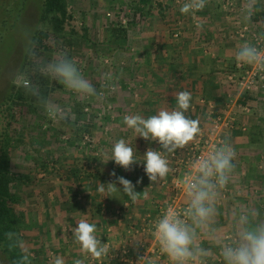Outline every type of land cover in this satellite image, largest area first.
Returning a JSON list of instances; mask_svg holds the SVG:
<instances>
[{"label": "rangeland", "instance_id": "374dc122", "mask_svg": "<svg viewBox=\"0 0 264 264\" xmlns=\"http://www.w3.org/2000/svg\"><path fill=\"white\" fill-rule=\"evenodd\" d=\"M133 1L68 0L69 13L73 16V19L67 22L66 31L69 34L72 30L76 33L73 36L74 45L71 52L84 76L92 82L98 91H104L105 95L102 101H96L91 98H79L65 89L64 92H54L50 98L63 107H70L69 117L74 114L73 110H75L77 103H83L88 108V110L85 109L84 111L91 117L90 123L95 124V127L91 129V134H86L89 136L90 141L85 142L84 136L79 139L80 137L73 131L69 118L54 122L48 118L41 106L33 107L30 104H22L15 99H11L12 86L20 87L14 81L20 73L22 61L32 37L37 29L43 27L40 16L44 0H0V154L4 147L5 135L8 134L12 146L16 149H12L11 171L24 175L26 173L35 174L38 171V169L36 170L35 162L40 159H43L41 161H46L44 156L41 157L42 152L40 151V154L37 152V149L41 150L38 147H44L42 151L49 147L55 152L53 158H50L47 162L49 170L44 172L41 170L39 171V176H37L38 179L42 180L41 183L53 188L51 190L52 195L46 189H43L40 192V196L36 198L35 196L33 197V194H30L28 197L32 198L27 199V204H21L20 206L26 219V225L23 227L21 235L25 238L27 254L31 258H41L47 264H54L56 257H61L65 264H74V261L78 259L82 260L83 264H98L93 257L82 253L80 245L75 240L73 230L78 226L77 223L80 219L86 218L89 222L95 223L98 228V238L102 243L107 244V237L109 236H107V233H102L101 226H112L113 223L121 220L120 223L123 226L127 223V226L134 233H142V229L138 228L150 226L160 216L159 207L166 205L171 196L169 179L165 185V187H168L166 188L167 192L163 191V188L161 190L164 194H161L160 191L157 192L155 190L156 185L153 190H148L145 187L142 190L143 193L140 199L136 202L128 200L122 202L123 199L121 198L124 197L122 191L113 194V196H107L109 200L113 201V203L108 204L117 206V210L119 205H122V211L119 208L120 213L111 211L105 213L106 215L101 218L97 217L95 219L93 217V215L98 214L96 212L97 208H93L97 207V201L93 202L94 204L88 202L87 206L89 211L91 210L88 216L83 211H67L61 205V207L59 206L58 202L61 203L69 199V193L60 189L59 185L63 179L65 180L66 173L74 165H78L79 168L85 165L88 171L96 168L98 181L102 177V179H106V184L116 182L111 175L115 171L117 176H123L132 181L136 186V191L140 192L142 188H140L141 184L136 183L139 176L137 177V170L134 166L132 171H128L110 160L112 158V147L119 139H125L129 146L133 148L139 160L145 155L148 148H146L147 144L154 141H146L142 137H138L132 129H129L124 124L123 117L132 114L129 112L131 107L127 110L128 104H126L127 102L125 103V100L130 98L128 95L130 89L124 90L121 93L120 101H117L116 97H114L117 92L114 94L115 91L103 87L106 83L102 79L103 75L108 72L112 73L115 78L114 82L117 85L116 91L125 80L128 82L131 80V83L136 82L138 78L136 80L130 78L131 75L126 73L127 68L130 67V64L136 63V60L139 65L145 64L143 61L145 53H149L148 63H153L157 54L153 55L152 53L155 49L152 50L150 47L153 48L155 45H160V43L167 44L172 40L171 34L175 30L174 22H178L179 26H177L181 27L191 19L193 26H190V30L193 39L202 35L204 26L211 27L210 30L214 31L213 36L209 38L207 32H205L206 34L202 35V37L205 35V39H202L199 44L201 49L209 51V53L215 52L222 39L227 41V43H233L232 45H237L238 42L241 44L244 42L253 43L251 36L253 37L254 34L264 31V0H259L261 10L254 13L249 22L243 20L242 8L245 0H207L205 14L210 15L215 12L218 15V21L214 25L207 23L209 20L208 15L203 17V15H199L201 12H195L194 14L181 13L180 8L187 0H154L152 7L147 9V13L142 17L141 20L143 22L139 23L138 26L136 25L135 28L134 26L129 28L127 46H121L115 39L113 40L109 30L114 26H129V19H131L135 9ZM164 7L166 16L162 18L161 13ZM162 20H168L167 24L162 26L160 23ZM157 27H165V29L158 31ZM244 27L248 29L250 36L240 38L238 33ZM86 34L87 37L85 36ZM174 39H178L177 43L182 47V41L179 40L181 39L180 36H174ZM48 46L51 48V52L41 55L35 61L48 62L52 60L53 53L57 51L52 37ZM182 49L189 55L193 52L196 53V50H192L189 47ZM195 60L197 62L192 63V65L196 70L195 72L193 69L196 77L204 74L206 76L209 71H204L203 73V71L198 70L199 58L194 56ZM185 61L189 62L188 57L185 58ZM155 63L158 64L159 61ZM244 67L246 69L251 68L248 65H244ZM183 73L185 71L171 74L172 79L169 81L171 83L180 82ZM185 74L187 75V73ZM217 77L219 78L218 83H222L223 77ZM241 92V88L232 84L226 90V95L224 96L225 100L229 96L238 100L232 111L236 117L235 127L224 135L225 138H229L228 140L236 152L234 161L236 173L233 182L229 184L224 194L221 207L222 211L225 209L227 214L224 216L225 213H223L222 216L220 215L221 218L219 216L223 220L221 225L225 226V232L231 231L227 223L229 214L238 207L251 208L261 218H264V84L249 93L247 95L249 98L244 103L239 102V98L245 95ZM87 103L89 104L88 106ZM223 103L218 106H222ZM169 106L173 110L177 105ZM194 107L196 109L200 107L201 111L204 110L207 115V110L204 106L197 104ZM244 107H247L249 111L242 112L241 108ZM139 111L137 110L134 114H139ZM191 111L195 112L194 109H191ZM202 114L204 115L203 112H201V116ZM205 119L203 120V125L210 127L211 121L206 116ZM90 151H93V154L92 152L90 154ZM88 154L97 159V161L96 159L93 160L94 164H90L91 166L85 159V155ZM30 187L31 185L24 187L22 183L17 184L15 186V194L19 196L25 195L29 192L27 189H30ZM117 187L122 189V185L117 184ZM53 193L56 196L55 198ZM35 194L38 195L37 192ZM104 197L106 198V195ZM77 199L82 208L87 211V206L82 196L77 195ZM51 200H56L55 208L43 209V204L51 202ZM144 212H147L146 214H149V216H145ZM38 222H42L43 229L38 226ZM145 236L150 238L151 233H145ZM111 240L109 242L114 245L115 241L112 242ZM206 243L208 242L206 241ZM205 247H208V244ZM154 248L153 251L156 250V247ZM64 250H66V253ZM116 251L112 246L109 249V252L113 254H117ZM119 254L118 260L121 259L123 261L122 256ZM128 256L135 264L136 259L131 258L134 255L129 254ZM118 263L122 264L120 261ZM124 263L126 262L123 261ZM0 264H10L1 248ZM104 264L116 263L104 262ZM215 264H222V262L217 258Z\"/></svg>", "mask_w": 264, "mask_h": 264}, {"label": "clouds", "instance_id": "9594fccd", "mask_svg": "<svg viewBox=\"0 0 264 264\" xmlns=\"http://www.w3.org/2000/svg\"><path fill=\"white\" fill-rule=\"evenodd\" d=\"M206 6L207 0H187L180 11L194 14ZM260 10L259 0H245L243 20L249 22L253 14ZM255 39L256 43L238 45L234 52L235 60L238 65H248L264 73V47L261 46L264 44V31L257 33ZM29 55L35 58L34 49H29ZM37 70L79 98L96 101L104 98V91L96 89L65 51L54 52L52 60L39 63ZM102 79L106 82L104 88L116 90L111 72L105 73ZM14 82L37 97L49 119L57 122L69 118L70 107H63L51 98L40 95L26 73H19ZM192 99L191 93L185 90L176 94L177 106L173 110L161 109L148 118L139 114L125 115L123 122L129 129L146 141H155L163 151L149 147L141 163L129 143L119 139L112 147L110 160L128 171H132L134 165L142 164L152 184L167 178L173 171L167 155L186 148L203 134L200 120L186 115L192 107ZM235 159L234 147L224 138L188 162L180 181L183 206L175 203L167 205L148 229L158 245L160 255L167 258V264H215L217 258L222 264H264V218L251 208L238 207L229 214L227 223L230 232H225V226L218 223L224 194L236 173ZM111 175L116 182L100 183V194L111 196L122 191L133 202L140 199L142 192L136 191L132 181L117 176L115 171ZM142 183L143 178L137 180V184ZM117 184L122 185V189ZM77 225L73 232L82 253L96 260L106 257L109 246L98 238L97 225L86 218L80 219ZM6 239L11 248L21 251L20 264H30L26 243L21 235L9 232L6 233ZM203 240L210 241L211 246L205 247L201 243ZM158 259L147 249L145 254L137 255L135 264H157ZM54 264H65V261L56 257ZM74 264H83V261L78 259Z\"/></svg>", "mask_w": 264, "mask_h": 264}, {"label": "trees", "instance_id": "16d2710c", "mask_svg": "<svg viewBox=\"0 0 264 264\" xmlns=\"http://www.w3.org/2000/svg\"><path fill=\"white\" fill-rule=\"evenodd\" d=\"M133 1V0H132ZM135 3V9L134 12L131 16V19H129V26L128 27H111L110 28V34L113 40L115 39L118 44L121 46H127L128 43V32L129 28L131 26L136 27L138 26L139 23H142L143 21L141 20L144 14L147 13V9H150L153 5L154 0H136L133 1ZM200 14L205 15V9L202 11H198ZM211 13V11H210ZM166 16V9L165 7L163 8V11L161 13V17ZM217 14L215 12H212L210 15H208L209 20L207 23L210 25H214V23L217 20ZM41 22L43 23V27L40 29H37L32 37V40L30 42L29 48L27 50V53L25 54L21 68H20V73H26L28 79L31 81L32 85L36 86L38 89V92L40 95H43L46 98H50V96L57 91L64 92L65 88L57 83L56 81L50 80L49 78H46L42 76L39 71L37 70V65L41 62L35 61L36 59L40 58L41 55H46L49 52H51V48L48 46V43L51 41V37L53 38L54 42V47L56 50H61L67 52V54L74 59V56L71 52L74 41H73V36L76 35V33L72 30L69 33L66 31V24L69 20L73 19V16L69 13L68 9V0H44L43 3V8L41 10ZM173 21V19L171 18ZM168 20H162L160 23L161 25H166ZM192 20H188V23H184L181 27H178L179 23L174 22L175 30L172 32L171 37L172 40L170 42L166 43H160V45H155V47H150L153 51V55L155 56L154 61H168L171 66H175V64L178 62L176 61L174 53L167 55L166 53L172 51L175 52L179 48H184V47H189L190 49H194L197 51V53L200 55L201 54V48H200V42L202 39H205V35L202 37V35L207 32V36L211 38L213 36L212 30H210L211 27L209 26H201L203 27L202 29V35L198 38L193 39L191 35V30L190 26H193L191 24ZM160 25V26H161ZM178 25V26H177ZM162 29H165V27H157V30L160 31ZM178 29V30H177ZM212 31V32H211ZM178 32V33H177ZM176 34H179L178 37L180 36L182 41V47L177 43L178 39H174V36ZM206 34V33H205ZM87 37V34L85 35ZM207 38V37H206ZM185 40V42H184ZM184 42V43H183ZM197 45V47H195ZM199 46V47H198ZM34 49L36 56L35 58L31 57L29 55V49ZM197 56V55H196ZM75 60V59H74ZM179 60V59H177ZM217 62L220 59H217ZM216 60L213 61H203V65L208 67L207 64L212 65V63H217ZM141 61V60H140ZM144 63H148V54L147 57L144 56L143 58ZM194 62H197L196 60ZM226 67L225 69L222 70H212L208 74L204 75H199V77H196L195 72L196 70L194 67H189L187 69V75L183 73V76L181 77L182 83L186 82V84L190 83L188 88V91L194 92V96L200 97L201 99H206L207 101H211L216 103L217 105L223 103L225 101V95H226V90L232 85L227 79V74L230 72L236 71V62L235 61H226ZM139 63L136 60V63L130 64V67L127 68L126 73L131 75V78L138 80L134 83H137L140 81L139 74H142L139 69ZM195 70V72L193 71ZM172 71V70H171ZM218 74V75H217ZM217 76H222L223 80L222 83H218V77ZM189 78V79H188ZM188 79V80H187ZM125 80V79H123ZM123 84H120L119 89L117 88V91L115 90L114 92V97H120L123 93L124 90L127 89V87L131 86L128 81L122 82ZM220 87L223 93L219 94L218 96H215L213 93L214 91ZM248 94H245L239 98L240 103H244L249 96ZM193 96V97H194ZM11 99H15L19 103L22 104H30L33 107H40L37 97L28 93L22 86L16 87V85L12 86V93H11ZM130 99V98H128ZM126 99V102L128 104L130 101ZM131 100V99H130ZM125 102V103H126ZM89 104L87 103V106ZM130 106L131 103H130ZM145 107V106H144ZM147 107V106H146ZM85 108L86 106L83 105V103H77L75 110H73V115L69 117V123L71 126H73V131L77 134L79 139L83 137L86 134H91L92 133V128L95 127V124L90 123L91 117L85 113ZM196 110V108L194 109ZM201 109H197L195 112L191 111V108L188 110L186 115L191 118V119H199L201 125H203V120L205 119V115L202 114L201 116ZM144 116V115H142ZM200 116V117H199ZM201 118V119H200ZM74 121V122H72ZM81 123H83L81 125ZM230 134V133H228ZM229 139L228 137H226ZM42 142V141H41ZM41 150L37 149V152L40 154L41 152V157H45L46 161H41L43 159H40L38 162H35L36 170L38 171L35 172V174H24V175H19L17 173H14L11 171V161H12V149L16 150L14 146L11 144V140L8 134L5 135L4 138V147L2 148V152L0 154V248L3 250V252L6 254L7 259L9 260L10 264H20V257H21V251L19 249H13L10 247L8 240L6 239V233L9 232H15L21 235V231L23 227L26 225V219H25V214L23 211H21L20 206L21 204H27V199L32 198L28 197L30 194H33V197L35 196H40V192L43 189H46V191L52 195L51 190L53 188H50L49 185H44L45 183H41L42 180L38 179L37 176H39V171L43 170L48 171L49 169L47 166L49 165L47 162L49 161L50 158H53V154L55 152L53 151L52 148L46 147V150L40 146L38 147ZM41 151V152H40ZM93 154V151H90V154ZM85 155L86 162L90 165L94 164L93 160L96 158L93 157L92 155ZM55 156V155H54ZM97 161V159H96ZM77 164V163H75ZM90 165V166H91ZM96 169V168H95ZM94 168L90 171L87 170L86 166L83 165L81 168L78 167V165H74V167H71V169L68 170V173L65 180L61 182L59 185V188L62 189L64 192L69 193V199L66 201H63L61 203L58 202L59 206L61 205L64 207V210L67 211H83L85 214L91 212L89 211L88 208V202L91 204H94L93 202L97 201L96 206L93 208H97L96 212L98 213L97 215H93L95 219L97 217L101 218L104 217L106 212L104 211L107 203L104 195L100 194L98 191V186L100 183L106 184V179H102L98 181L97 177V171ZM100 177V176H99ZM100 179V178H99ZM104 180V181H103ZM44 181V180H43ZM22 183L24 187H28L31 185L30 189H27L29 192L26 190V194H22L21 196L15 194V186L17 184ZM35 192L38 193L35 194ZM58 192V191H57ZM43 194V193H42ZM77 195L82 196L84 199V203L87 206L86 210L82 208L81 204L77 201ZM101 195V196H100ZM50 196V195H49ZM54 198L56 197L55 194L53 193ZM53 198V197H51ZM30 200V199H29ZM57 200V199H56ZM56 200H51V202H45L43 205V209L49 210L51 208H55L56 205ZM60 206V207H61ZM39 223V222H38ZM38 226L42 227L43 229V224L42 222L38 224ZM22 239L25 241V238L23 235H21ZM66 253V250H64ZM30 264H47L45 260L41 258H31L29 256Z\"/></svg>", "mask_w": 264, "mask_h": 264}, {"label": "crops", "instance_id": "0c3cea01", "mask_svg": "<svg viewBox=\"0 0 264 264\" xmlns=\"http://www.w3.org/2000/svg\"><path fill=\"white\" fill-rule=\"evenodd\" d=\"M231 43V42H230ZM229 42L227 43V41H224L222 39L221 44L218 45V47L215 49V52H210L209 51H204V49H200L201 50V54L199 55L196 51V53H191V55H189V53H186L184 51V49H178L175 52L170 51L169 53L167 52V55H170L172 53H174V55L176 58V61H178L175 66H171L170 63L168 61H159V63H155L156 61H153V63H145L143 65L139 66V69L142 74H139L140 77V81L137 83H131V80L129 83H131L129 87H127V89H130V93L128 94L130 99H128L131 103L132 106H130V103L128 104V102L126 104H128V108L131 107V110L129 111L130 113L134 114L137 112V110L140 113L142 117L144 118H148L152 115H156L161 109H168L171 110L169 105H177L176 102V94H178L179 92L188 91V88L190 83L186 84V82L182 83V82H176V83H171L172 77L171 74L173 73H177L180 71H185V73H187V69L189 67H192V63H194V56L197 55V58H199L198 60V70L203 71H209L211 72L212 70L216 71V70H222L225 69L226 67V61H235V56H234V52L237 49V45H240L241 43L238 42L237 45H232L233 43L230 44ZM230 44V45H229ZM213 47V46H212ZM147 54L149 55V53H145L144 55L147 57ZM193 56V57H190ZM188 57L189 62L185 61V58ZM190 57V58H189ZM217 59H220L217 62ZM179 59V60H177ZM153 60V59H152ZM207 60V61H213L216 60L217 63H212V65H208L207 66H203V61ZM201 62V63H200ZM237 64V62H236ZM130 66V65H129ZM128 66V67H129ZM172 70V71H171ZM170 74V76H169ZM131 78V77H130ZM189 79V78H188ZM187 79V80H188ZM190 92V91H189ZM221 90L220 87H218L215 91H214V95L218 96L219 94H221ZM192 97L195 95L193 94L194 92H190ZM223 93V92H222ZM120 97L116 98L117 101H120ZM203 99V98H202ZM201 100L200 97L194 96L192 99V107L191 109H195L194 105L200 104L198 103ZM126 102V100H125ZM194 104V105H193ZM145 106V107H144ZM147 106V107H146ZM85 109L88 110V108L86 107ZM197 109H201L200 107H198ZM196 109V110H197ZM195 110V111H196ZM204 113V115L207 118L206 112L203 110L201 111ZM201 114V113H200ZM159 145L158 143L151 142L148 143L146 148L148 147H153V148H157ZM145 148V149H146ZM171 167V166H170ZM136 176V174H135ZM139 176V172L137 171V177ZM143 178V183L140 185V192L143 193V189H145V187L149 184V182H147L146 177H141L139 176V179ZM171 180V173L169 174V176L167 178H165L164 180L167 182L168 180ZM137 183V181H136ZM165 186H160V185H156L155 190L157 192L160 191V193L164 194V192H162L161 188H163V191L166 190ZM147 188V187H146ZM145 191V190H144ZM124 197H122L121 199L122 202L125 200L131 201L130 198L126 195L123 194ZM166 195V194H165ZM113 196V195H111ZM111 198V197H110ZM157 198V197H156ZM155 198V199H156ZM162 198V197H161ZM106 203L107 206L105 208V212L109 213V212H113V213H120L122 211L121 206L119 205L118 210H117V206L115 205H109L110 203H113V201L109 200L108 197L106 196ZM153 202V201H152ZM109 203V204H108ZM122 204V203H121ZM121 208V211L120 209ZM221 214H219V216L223 213H225L224 216H226L227 212L224 209L222 211V209H220ZM130 212V209H129ZM147 212H144L143 214L145 216H149V214H146ZM110 216V215H109ZM117 216V214H116ZM218 216V223L221 224L222 223V219L221 216L219 218ZM121 220H119V222L117 223H113L112 226L106 225V227L101 226L102 229V233H107L109 237H107V245L109 246V249H111V246L116 249L117 254H113L112 252H108V255L106 257H104L101 260H96V263L100 264V262H102V264H104V262H111V263H116L119 264L118 261L122 262V260H118L119 256L117 257V259H113L111 255H118L119 252L122 251V249L124 247H127V249L129 250V254L134 255L133 257H131L132 259H137V255H142L145 254L147 252V249L150 250V254L154 255V253L151 251H153V249H155L154 247H156V249L158 250V245L155 243L154 239L152 236H150V238L145 236V233H148V229H149V225L145 226H141V228L138 229H142L143 232L136 234L133 231H131V228L129 226H127V223L125 224V226H123L120 223ZM145 227V228H143ZM130 228V229H129ZM134 228V227H133ZM132 228V230H133ZM131 232V233H130ZM123 236H125L123 238ZM110 238V239H109ZM112 238V240H111ZM123 238V239H121ZM109 240H111L112 242H114V245H111V242H109ZM207 241V240H206ZM206 241H201V243L205 246L208 247L211 246V242L207 241L208 243H206ZM125 242V244H124ZM137 243L139 245H137ZM155 256V255H154ZM123 264V262H122ZM127 264V263H124ZM157 264H167V258L163 256V259L158 260Z\"/></svg>", "mask_w": 264, "mask_h": 264}, {"label": "built area", "instance_id": "2783aa9c", "mask_svg": "<svg viewBox=\"0 0 264 264\" xmlns=\"http://www.w3.org/2000/svg\"><path fill=\"white\" fill-rule=\"evenodd\" d=\"M175 36H178V34ZM238 36L240 38L250 36L248 29L244 27L239 31ZM255 36L256 34H254L253 37L251 36V38L253 39V43H256ZM261 46L264 47V44H262ZM227 79L233 85L241 88V93L248 94L251 93L254 89L258 88V86H262L264 84V73L258 71L253 67H251L250 69H246L244 65L237 64L236 71L228 73ZM199 103L206 108L207 118L211 121V125L210 127L201 125V128L203 129V134L201 136H199L186 148L178 149L175 153L167 155V158L170 161V166L173 169V171L171 172V180L169 182L171 187V196L169 202L166 205L159 207L160 214L161 211L165 209L169 204L175 203L177 206H183V194L180 187V181L186 171L188 162L192 158L206 151L211 144L216 143L218 140L224 139V135L228 131L233 130L235 127L236 117L232 113V111L238 103L237 99L229 96L222 104V106H218L216 103L207 101L206 99H201ZM241 109L242 112L249 111L247 107ZM84 139L86 140L85 142L90 141L88 135H84ZM153 149L163 151L162 149H160V145L156 149ZM139 161L143 163V157L140 158ZM134 168L139 172V176L146 177L147 182H149V184L146 186L148 190H153L155 185L165 186L167 184L165 180H158L157 182L152 184V182L145 174L144 166L142 164L138 163L134 165ZM153 252L155 256L159 257L158 260L162 259V255H160L159 249H156ZM119 255L122 256L123 261H125L126 263L133 264V261L128 256L129 250L127 249V247H124ZM111 256L113 259H116L118 257V255ZM100 264H102V262H100Z\"/></svg>", "mask_w": 264, "mask_h": 264}]
</instances>
